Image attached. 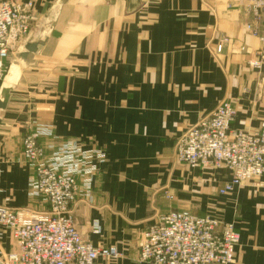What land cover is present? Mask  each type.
Segmentation results:
<instances>
[{
	"label": "crops",
	"instance_id": "0c3cea01",
	"mask_svg": "<svg viewBox=\"0 0 264 264\" xmlns=\"http://www.w3.org/2000/svg\"><path fill=\"white\" fill-rule=\"evenodd\" d=\"M13 1L33 3V34L57 2ZM263 35L264 14L256 19L246 0H68L0 113V203L46 208L28 197L33 172L22 145L43 123L59 142L105 151L92 202L73 208L83 239L123 254L99 264H141L140 232L184 210L234 224L235 264H264V177L220 195L228 169L175 157L180 136L223 101L237 111L232 130L264 128V64L250 66ZM13 249L0 229V253Z\"/></svg>",
	"mask_w": 264,
	"mask_h": 264
},
{
	"label": "built area",
	"instance_id": "2783aa9c",
	"mask_svg": "<svg viewBox=\"0 0 264 264\" xmlns=\"http://www.w3.org/2000/svg\"><path fill=\"white\" fill-rule=\"evenodd\" d=\"M256 19L264 14V0H246ZM33 3L0 0V69L33 35L38 18ZM251 29V26H248ZM254 35H258L255 31ZM263 48L255 69L264 64ZM223 44L218 46L221 53ZM237 115L231 101L188 128L177 140L175 157L190 167L226 168L231 181L219 190L229 195L244 184L264 177V128L232 130ZM23 159L33 175L28 197L45 209L14 210L0 203V229L10 235L14 249L0 253V264H99L117 261L116 246L96 247L82 239L73 216L81 200L91 201L96 176L106 161L100 148L84 149L74 141L59 142L53 127L34 123L23 139ZM89 201V202H90ZM241 236L234 224L214 216L198 217L189 211H172L138 236L141 264H235Z\"/></svg>",
	"mask_w": 264,
	"mask_h": 264
},
{
	"label": "water",
	"instance_id": "95a60500",
	"mask_svg": "<svg viewBox=\"0 0 264 264\" xmlns=\"http://www.w3.org/2000/svg\"><path fill=\"white\" fill-rule=\"evenodd\" d=\"M68 0H57L47 14L42 18L37 32L30 35L27 42L22 45L15 59L9 64L8 70L0 86V113L5 110L10 98V92L14 89L21 78L22 70L36 66L35 57L47 44L51 37L60 10ZM2 125L0 118V126Z\"/></svg>",
	"mask_w": 264,
	"mask_h": 264
},
{
	"label": "rangeland",
	"instance_id": "374dc122",
	"mask_svg": "<svg viewBox=\"0 0 264 264\" xmlns=\"http://www.w3.org/2000/svg\"><path fill=\"white\" fill-rule=\"evenodd\" d=\"M35 26H36V24L34 25V27H33V33H34V29H35ZM261 39V38H260ZM261 41V40H260ZM262 43V42H261ZM262 48H263V43H262ZM262 48L256 53V59H254L253 61H255V60H257L258 59V53H260L261 52V50H262ZM243 51H245V52H247V50H245V49H242ZM15 56H16V53L14 54V56L13 55H10L9 56V59L8 60H5L4 61V65H3V67L0 69L1 70V74H2V80L4 79V76L6 75V72H7V70H8V67H9V64H10V60H14L15 59ZM252 62V61H251ZM251 66V65H250ZM252 67V66H251ZM253 68V67H252ZM61 142H66V141H74V140H60ZM74 142H76L79 146H81L77 141H74ZM82 147V146H81ZM83 148V147H82ZM95 148H99V147H91V148H89V149H95ZM85 149V148H84ZM101 149V148H100ZM103 150V149H102ZM93 195H94V190H93V192H92V197H93ZM92 200H93V198H92ZM92 200L89 202V201H86V200H81V202H85V203H87L88 205H90V203L92 202ZM79 203V202H78ZM77 203V204H78ZM76 206V205H75ZM74 216V215H73ZM75 219V218H74ZM83 239V238H82ZM84 241H86L85 239H83ZM86 242H88V241H86ZM137 243H138V239H137ZM97 247H106V246H97Z\"/></svg>",
	"mask_w": 264,
	"mask_h": 264
}]
</instances>
